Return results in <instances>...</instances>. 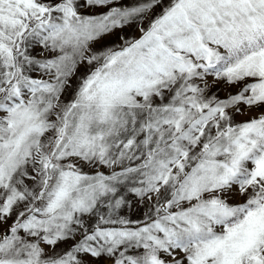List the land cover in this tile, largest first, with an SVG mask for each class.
Returning <instances> with one entry per match:
<instances>
[{
  "label": "snow or ice",
  "instance_id": "1",
  "mask_svg": "<svg viewBox=\"0 0 264 264\" xmlns=\"http://www.w3.org/2000/svg\"><path fill=\"white\" fill-rule=\"evenodd\" d=\"M0 264H264V0H0Z\"/></svg>",
  "mask_w": 264,
  "mask_h": 264
},
{
  "label": "rangeland",
  "instance_id": "2",
  "mask_svg": "<svg viewBox=\"0 0 264 264\" xmlns=\"http://www.w3.org/2000/svg\"><path fill=\"white\" fill-rule=\"evenodd\" d=\"M226 91L227 90L221 91L220 96L224 97L226 95ZM250 115H251V113L246 112L243 116H237L236 119L238 122L243 121V120L248 119ZM123 214L126 216H129L133 220L142 219L143 209H140L139 207H137V208L131 209V210H124Z\"/></svg>",
  "mask_w": 264,
  "mask_h": 264
}]
</instances>
